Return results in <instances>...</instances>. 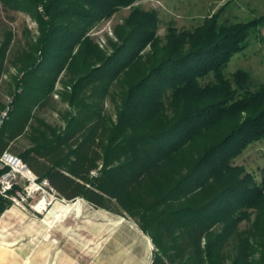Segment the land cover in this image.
<instances>
[{"label":"trees","instance_id":"1","mask_svg":"<svg viewBox=\"0 0 264 264\" xmlns=\"http://www.w3.org/2000/svg\"><path fill=\"white\" fill-rule=\"evenodd\" d=\"M134 1L0 0L4 8L34 10L38 30L35 56H19L12 99L18 108L0 127V155L15 152L11 145L64 69L67 99L79 116L62 133L42 131L17 152L33 174L62 199L136 218L154 247L150 264H226L227 244L255 214L254 241L239 238L229 264H264L263 187L232 164L264 141V87L248 92L244 73L232 80L223 73L256 23L168 29L160 44L156 18L133 9L114 30L110 54L92 44L88 30ZM106 96L115 121L103 113Z\"/></svg>","mask_w":264,"mask_h":264},{"label":"rangeland","instance_id":"2","mask_svg":"<svg viewBox=\"0 0 264 264\" xmlns=\"http://www.w3.org/2000/svg\"><path fill=\"white\" fill-rule=\"evenodd\" d=\"M133 9L156 18L155 36L160 44L164 43L168 29L192 31L211 21L226 27L256 23L249 30L244 48L230 58L223 73L229 80L236 72L244 73L248 79V92L264 87V0H135L88 30L87 36L92 44L110 54L111 43L118 42L114 30L123 25ZM38 12H42L40 7ZM35 17L34 10L8 9L0 2V55L4 52L0 73V114L7 108L8 113L18 108L17 104H12V99L15 81L20 76L19 56L24 53L35 56L32 51L38 36ZM8 37L9 42L2 49ZM149 50L147 45L141 54ZM64 74L62 69L56 76L46 104L42 108H33L30 126L11 145L15 152L9 150V153L19 157L17 152L32 146L42 131L62 133L67 130V125H74L79 113L77 106L71 105L67 99L71 87L63 85ZM211 80L209 75L200 82ZM103 109L106 118L115 121L116 107L109 96L103 100ZM232 164L242 167L264 191L263 140L247 146ZM95 174L96 171L92 176ZM26 187V182H18L10 191L11 200L0 199V204L4 205L0 212V236L7 234L6 239L0 237V264H150L154 247L149 236L139 229L136 218L124 212L94 208L82 198L67 201L47 186L44 191L27 196L23 190ZM43 199V210L39 211L36 207ZM254 222L255 214H252L249 221L239 224L238 238L226 246V264L234 255L239 238L247 239L249 243L254 241L251 237L257 234ZM134 234L140 240H134ZM257 257L255 254L254 258Z\"/></svg>","mask_w":264,"mask_h":264},{"label":"built area","instance_id":"3","mask_svg":"<svg viewBox=\"0 0 264 264\" xmlns=\"http://www.w3.org/2000/svg\"><path fill=\"white\" fill-rule=\"evenodd\" d=\"M8 112L9 109L7 108L0 114V127L3 121L8 118ZM23 171H25L27 176H30L31 178L29 179L25 176L22 173ZM21 181L27 183V187L23 189L25 195L27 196H31L39 191H44L46 186L50 191L55 193L54 189L49 185L47 180L39 179L32 173L31 170H29L19 157L9 153L8 151H4L0 155V199L11 200L10 191L12 190V187Z\"/></svg>","mask_w":264,"mask_h":264},{"label":"bare ground","instance_id":"4","mask_svg":"<svg viewBox=\"0 0 264 264\" xmlns=\"http://www.w3.org/2000/svg\"><path fill=\"white\" fill-rule=\"evenodd\" d=\"M25 176H27V174H26V172L25 171H23L22 172ZM29 179L31 178L30 176H27ZM45 199H43L40 203H39V205H38V207H36L39 211H42L43 210V204H44V201ZM46 205V204H45ZM128 231H130L129 229H128ZM131 233V232H130ZM137 237V239H139V237L138 236H136ZM135 240V239H134ZM135 243V242H134ZM146 245H147V243H146Z\"/></svg>","mask_w":264,"mask_h":264},{"label":"crops","instance_id":"5","mask_svg":"<svg viewBox=\"0 0 264 264\" xmlns=\"http://www.w3.org/2000/svg\"><path fill=\"white\" fill-rule=\"evenodd\" d=\"M6 236H7V234H6V235H2V236H0V237H1V238H2V240H3V239H6ZM136 236H138V235L134 234V236H133V237H134V239H137V237H136ZM139 240H140V239H139ZM139 242H140V244H141V241H139ZM0 250H1V249H0ZM3 256H4V255H2V258H1V260L3 259ZM122 256H123V257H126V258H127V257H131V256H130V255H128V254H122ZM131 259H132V258H131ZM138 261H139V260H138ZM140 264H141V263H140Z\"/></svg>","mask_w":264,"mask_h":264}]
</instances>
